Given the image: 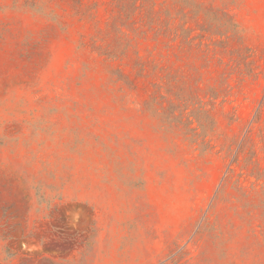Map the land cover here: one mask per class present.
<instances>
[{"label": "rangeland", "instance_id": "obj_1", "mask_svg": "<svg viewBox=\"0 0 264 264\" xmlns=\"http://www.w3.org/2000/svg\"><path fill=\"white\" fill-rule=\"evenodd\" d=\"M0 264H264V0H0Z\"/></svg>", "mask_w": 264, "mask_h": 264}]
</instances>
